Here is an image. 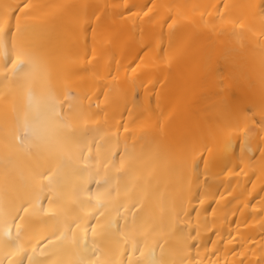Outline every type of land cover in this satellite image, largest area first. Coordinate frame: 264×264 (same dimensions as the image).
<instances>
[{"label": "bare ground", "instance_id": "bare-ground-1", "mask_svg": "<svg viewBox=\"0 0 264 264\" xmlns=\"http://www.w3.org/2000/svg\"><path fill=\"white\" fill-rule=\"evenodd\" d=\"M30 259L264 264V0H0V264Z\"/></svg>", "mask_w": 264, "mask_h": 264}, {"label": "snow or ice", "instance_id": "snow-or-ice-1", "mask_svg": "<svg viewBox=\"0 0 264 264\" xmlns=\"http://www.w3.org/2000/svg\"><path fill=\"white\" fill-rule=\"evenodd\" d=\"M21 63H24L23 61H21ZM40 175H43V173H41ZM25 209L23 208V206L21 207V209L17 212V215H16V217H14V222H15V220H17V219H20V215H19V212H21V211H24ZM29 264H40V262H38V261H32L31 259L29 260Z\"/></svg>", "mask_w": 264, "mask_h": 264}]
</instances>
